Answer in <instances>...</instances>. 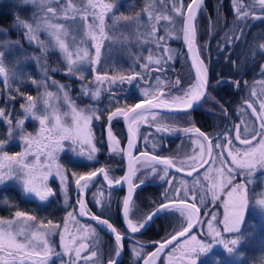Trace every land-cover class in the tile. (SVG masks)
I'll list each match as a JSON object with an SVG mask.
<instances>
[{"label": "snow or ice", "instance_id": "obj_1", "mask_svg": "<svg viewBox=\"0 0 264 264\" xmlns=\"http://www.w3.org/2000/svg\"><path fill=\"white\" fill-rule=\"evenodd\" d=\"M21 3L24 5L32 4L39 8V13L34 14V18L30 21L20 19L19 16L16 17V23L25 30V38L28 42H35L43 53H47L49 50H58L66 61V68H64L66 75L76 76L83 80V65L88 64L92 67L95 74V82L99 85L107 83L109 85L107 90H111L112 86L117 82L120 84L138 83L151 72L164 71L168 60L173 59L175 55L174 49L165 46L166 41L168 38L180 39L182 35L184 44L190 54L192 67L195 69L194 82L190 83L187 88H183L180 78H177L173 87L178 92L182 90V93L172 96L170 91L163 92L159 90V84L162 82L160 77H156L157 85L155 90L143 89V99L138 103L132 105L125 103L122 107L109 110L107 117L109 124L116 117H123L128 123L129 149L135 146L134 138L138 134L139 123L148 122V116L152 117L153 123L157 121V113L153 110L166 108L170 111H179L187 115L189 110H194L202 100L206 98L215 100L208 92L210 87L209 69L202 58L197 44V16L199 12L204 11L202 7L204 0H190L188 3H185V0H151V2L145 4L141 12H137L134 15H117L118 8L115 0H112V2H108V0H21ZM157 4L162 7L157 8ZM257 6L260 14L256 12ZM233 10L236 25L231 34H226L222 38L224 44H218L221 51L244 38V27L248 25L250 18L264 20V0H248V2H245V0H233ZM144 14L147 15L146 23L141 20ZM141 24H143L145 32L138 33L137 38L144 37V43H154L157 49H162L159 57L154 59L153 53L150 51L147 62L140 64L141 72L132 71L130 74H120L118 76L107 73L99 74L96 65L101 61L102 49L105 43L109 41L115 43L117 40L123 42L128 38L123 33L119 37L113 33L121 27L138 29ZM161 25L166 30L164 36L158 34ZM40 33H45L50 38L51 43L42 40ZM89 41L91 42L90 47L94 49V54L88 46ZM252 55L253 58L256 55H264V43H260ZM2 57L3 53L0 52V78L3 79L4 87L9 91V98L15 99V96L12 95L13 89L8 83L11 70L6 69ZM37 59L39 60L40 58L38 57ZM137 63H140V61L138 60ZM232 63L236 65L237 62L233 61ZM43 67L44 74L47 77L49 69L47 66ZM259 69L260 75L264 76V63L259 65ZM57 70V68L51 69V71ZM32 83L38 87H47L44 81L32 80ZM52 83L57 85L59 91L63 92V100L71 111L61 114L56 107L49 105V98H52L54 94L46 91L44 94L45 112L38 114L36 101L31 95L26 96L27 103L21 105L25 117H32L40 125L39 130L34 135L24 131L22 127L24 124L23 119H18L13 124L11 114L0 108V120H3L8 125V139H0V184L16 181L21 185L23 194H31L39 201H47L49 197L55 195L53 189L45 181H47L55 162V154L62 148L64 141L91 146L88 159L92 160L94 158L93 154L97 151V148L92 143L93 135L90 124L93 120H100L103 117V113L97 114L99 110L92 105L84 108L78 107L69 97L66 85L59 84L55 80ZM168 83H171V81H168ZM223 83L232 84L238 89L241 81L233 78L225 81L222 78H218L217 86ZM258 83L264 88V80ZM245 86H247V82H245ZM81 87L83 95L90 96L93 101L99 99L101 94L99 87L95 90H91L88 85H82ZM149 88H153V86L149 84ZM15 92L24 95L19 88L15 89ZM251 95L253 97L260 96L255 90L252 91ZM113 98L114 94L109 97L110 101ZM244 105L246 107H241L239 114L242 117H247L249 115L248 110H251V117H255L259 123V128L249 126L248 119H241L240 124L234 125V139L229 132L225 131L223 142L220 136L212 138L195 126L179 129L163 123L156 124V132L158 133L171 134L179 131L194 133L196 138L192 142L194 145L199 146L200 153L199 156L194 153L185 161H181L180 166H177L174 158L161 157L159 155H152L149 161L153 173H157V168L154 164L164 166L162 169L164 175L160 176L161 180H165V176L168 175V169L172 167H175L176 171L180 172L185 171L184 166L187 165V168L190 169L187 170L188 176H193V173H197V178L193 179L192 183L194 187L199 186L200 188L199 199L201 204L204 203L208 195L215 201L222 188L226 185L230 187L231 191L228 192L229 200L225 204V217L219 222L224 226L223 233L240 232V225L244 221L245 209L249 205L250 199L247 189V184L250 183L248 177L251 176L253 170L257 167L264 169V99H260L258 108L249 99L244 100ZM49 107L52 109L51 113L48 112ZM220 108L223 115L227 117V108L223 105H220ZM69 116L71 123H68L65 119ZM17 129H19V139L23 142L24 150L10 155L4 150L5 145L8 140L15 138ZM108 137L111 152H123L130 157L128 172L124 177L116 179L110 178L105 168L84 174L73 173L77 187L81 190L86 188L88 182L97 177L98 173L103 174L104 179L110 186L128 182L129 193L123 200V217L126 221L127 229L133 235L140 232L149 221L162 211H179L186 222L182 224L181 229L174 235H171L163 242H159V247H157L155 252L149 253L148 258L141 257L135 246L132 249L134 256L144 259V264H154L160 253L181 237L185 239L184 243L180 244V259L186 261V264H197L196 256L201 252L210 250L213 244L216 243L223 244L229 253L234 251V246L238 244L240 238L223 239L221 230L213 227L212 221L208 222V235L211 238V243L199 240L196 235L192 234L195 225L200 223V208L194 202L196 198L195 191L189 197L186 185L183 197L169 199L167 196L168 190H166L164 194L166 202H161L158 208L146 214L143 219L133 222L129 215L132 193L134 188L139 187L132 179L137 172L133 162L139 161L137 158L132 157L130 152H124L123 149L117 147L120 142L115 139L111 127L108 130ZM235 141H239V144L243 147H236ZM205 142H207V146ZM73 150L75 151V149ZM205 152L207 159L204 158ZM225 153H227L226 156ZM80 154H84L83 150H81ZM140 155L141 157L149 156L147 152H142ZM29 156L34 157V160L30 162L28 160ZM42 156L44 157L43 161H41ZM208 163H218L220 167L209 168L204 173V180L209 182L207 189H205L198 178V167L202 168ZM55 167L57 170L56 174L61 179L62 190L65 193V197H67V187L64 184L66 176L63 175L60 165L56 164ZM237 176H244V182L234 183ZM145 182V180L140 181L141 184ZM166 182L169 184L173 183L170 180ZM181 183L184 184L183 181ZM176 191L179 192L180 189H176ZM189 199L193 202L189 203ZM4 203L8 204L7 199H5ZM78 203L80 205V215L90 214L87 212L83 200H78ZM97 203L99 204L100 201L97 200ZM257 203L264 208V198L259 199ZM205 214L207 215V213ZM90 215L91 219L95 220L98 225L115 234L114 254L110 256L108 264H119V257L124 248L123 240L129 237L114 227L108 219H103L100 215ZM212 219H216L214 215ZM69 221H75L74 212H68L64 220L63 230L60 229L59 224L54 223L52 220L48 219L45 221L26 211L16 210L13 217L0 218V264H51L54 257L61 258L62 256H68L66 264H98L99 255L95 250L96 245L89 242L91 239H96L98 242L96 229L91 227L79 228L77 229V234H72L69 232ZM56 233L60 236L61 251L59 252L56 251L55 242L51 240V236ZM79 233H83V235H79ZM169 264H172L171 260H169ZM214 264H221V262L216 261Z\"/></svg>", "mask_w": 264, "mask_h": 264}, {"label": "rangeland", "instance_id": "obj_2", "mask_svg": "<svg viewBox=\"0 0 264 264\" xmlns=\"http://www.w3.org/2000/svg\"><path fill=\"white\" fill-rule=\"evenodd\" d=\"M187 0H185L186 3ZM109 2V1H108ZM112 2V1H110ZM116 3H118V0H115ZM149 0H146V3H148ZM0 6H6L7 8H10L11 13H13V20L10 25L11 29H15L19 31V35L15 32L13 36H10V34L7 33L6 30L0 28V52L3 53V63L6 69H10V79L8 81L11 89H13L12 95L15 96L16 102H14V99L9 98V91L7 88L4 87V82L3 79L0 78V108L5 109L8 113L11 114V119L13 121V124H15L16 120L18 119H23L24 124L22 125L24 131L26 133H31L35 134L39 130V122L32 117L28 116L25 117V113L21 108L22 104L27 103L26 96L31 95L34 100L36 101L37 109H38V114H43L45 112V104H44V99H45V92H52L54 96L52 98H49V105L56 107L60 113L64 112H70L71 110L68 108L67 104H65L63 100V92L59 91L57 85H54L52 83V78L51 73L53 72H64V68H66V61L63 59L62 54L58 50H49L47 53L41 52L39 46L33 42L29 43L28 40L25 38V30L23 29L22 26L17 25L16 23V17H22L23 20H32L34 18V14L39 13V8L32 5V4H27L24 5L21 3V0H0ZM23 7L25 9L23 10ZM170 7V5H169ZM133 8V7H132ZM131 8V9H132ZM144 7H140L135 13L141 12ZM127 10H131L129 8H126ZM23 10V11H22ZM134 12V11H133ZM20 13V15H19ZM135 13L131 12H117V15H134ZM42 15V14H41ZM141 20L146 23L147 22V15L144 14L141 17ZM111 23V21H109ZM140 32H145V28L143 27V24L136 29L134 27H121L119 28L115 33H113L116 36H120L121 33L124 34V36H127V40H124L121 42L120 40H117L115 43L109 41L106 42L103 49H102V54H101V61L98 65H96V68L98 69L99 74L103 75L105 73L109 75H115L118 76L120 74H130L132 71L136 72H141L142 69L140 67L141 63H146L147 62V57L150 54V51L153 53V58L159 57L162 49H157L154 47V43H144V37H140V39L137 38L138 33ZM162 32V33H161ZM130 33H135V34H130ZM159 35L164 36L166 34V30L161 25L159 29ZM40 38L42 40L49 41L51 43L50 38L47 37L45 33H40ZM178 39L175 38H168L166 41L167 47H170L171 49L175 50V55L174 58L171 60H168V64L166 65H172L170 64L171 61H174L176 65V69L178 70V74H176L177 78H180L181 80V74L183 75L185 73V64L184 60L182 57V54L179 53L178 49L174 46V43H171V41H177ZM18 42V43H17ZM22 42V44H21ZM90 41L88 42V46L90 47ZM156 46V45H155ZM90 51L93 52L94 54V49L90 47ZM40 58L39 60L37 58ZM140 61V63H137V61ZM47 66L49 69L47 73V77L44 74V67ZM155 67V65H153ZM170 67V66H169ZM52 68H57V71H51ZM168 69V68H167ZM83 75L84 79L90 81L91 84H82V85H88L91 90H95L97 87L102 89L103 85H99L95 82V80L92 79V77L95 75L93 73L92 67L89 66L88 64L83 65ZM169 71V70H168ZM165 73V72H164ZM189 74V73H188ZM158 74H155L154 77H146L143 80H140L138 83L133 82L128 86L132 87L134 90L135 95L143 99L142 97V90L145 88H148L149 91L155 90V86L157 85V80L156 77ZM77 78L76 76H73ZM169 77V76H168ZM79 79V78H78ZM83 79V80H84ZM162 79V78H161ZM160 81L163 84L167 80H161ZM32 80L36 81H44L46 84V88L41 86L38 87L36 84L32 83ZM81 80V79H79ZM185 82V83H184ZM184 85L183 88L188 84L186 82H191V77L190 75H186L184 77ZM149 84L153 86V88H149ZM159 84V86H160ZM19 88L20 92L23 93L24 95H20L19 93L15 92V89ZM125 88V87H124ZM260 90L258 91V94L264 93V88H262L261 85H259ZM262 88V89H261ZM182 91V90H181ZM182 93V92H181ZM180 93V94H181ZM101 95V94H100ZM85 96V95H84ZM59 97V98H57ZM69 97L74 101V103L80 107L84 108L88 105H92L94 108H97L96 101H93L90 96H88V102L87 103H77L70 95ZM107 96V98H109ZM100 98V97H99ZM113 100V99H112ZM260 102V101H259ZM259 102H256L257 108L259 107ZM205 109V108H204ZM99 110V109H98ZM52 109L51 107L48 108V112L51 113ZM209 114V113H208ZM209 120L213 123L212 124V131H215L216 135L218 136L223 132V128L221 127V124L219 123V120L213 115H209ZM251 118V117H250ZM249 117L248 122L249 126H254V119H250ZM68 123H71V118L66 117L65 118ZM246 119V118H245ZM96 120H93L90 124L92 135H93V145L97 148V151L93 154V159L89 160L88 159V154L91 151V146L84 144H72L71 141H64L62 148L55 154L56 159L55 162L50 170V174L48 175L47 181H45L49 187H51L55 193L52 197H49L47 201H39L37 198H35L31 194H23L21 185L17 183L16 181H8L4 184H0V190L7 188V187H12L15 192L19 194L21 198L24 199H31L35 201L38 204H44L48 202L51 199H57L56 196L58 197L59 200V205L62 208L63 215L60 221L54 222L56 224L60 225V229L63 230L64 226V220L65 217L67 216L68 212H74V203H73V196L72 195V184L75 180V176L73 173H76L75 171H70L67 170L61 161L65 159V157L74 163H78L79 165H83V168L86 166L93 167L96 169L99 165L100 162L104 157L108 154H113L116 152H111L110 147H109V137L106 136V139L102 140L99 142L97 140L95 130H94V124ZM221 121V120H220ZM147 124L152 123V117L150 116L148 118ZM144 125V124H140ZM139 125V126H140ZM227 125H229V122H227ZM259 125V124H258ZM0 126H2V135L0 134V139H5L7 140V130H8V125L6 122L3 120H0ZM255 127V126H254ZM227 128L224 127V131H226ZM173 133H182L184 134L183 131L179 132H173ZM186 138H187V143L189 146V152L188 154L184 155L181 159H176V162L180 165L181 161H185L189 156H192L194 153L199 156L200 153V148L198 145L193 144V139H195V134L192 133H186ZM143 142V146L147 149L152 150L154 147L151 143H146ZM157 148V147H156ZM154 148V149H156ZM75 149V151L73 150ZM122 149V147H121ZM5 151H7L10 155L21 152L24 150V145L23 142L19 139V129H17L16 136L13 139L8 140V143L5 145ZM81 150H83V155L80 154ZM105 152L107 153L105 155ZM121 157V153H119ZM44 157H41V161H43ZM28 160L31 162L34 160V157L29 156ZM191 163V161H189ZM230 163V162H229ZM58 164L61 166L62 173L63 175L66 176V180L64 184L67 187V197H65V193L62 190V185H61V179L60 176L56 174L57 170L55 165ZM141 165V164H140ZM138 165V166H140ZM178 165V166H179ZM72 167H75L71 165ZM187 167V165H185ZM220 165L217 164H212L208 163L206 167H204L201 172L199 173V180L201 183L204 185V188L207 189L208 187V181L205 180V183L203 182L204 180V173L209 169V168H219ZM214 175V174H213ZM174 183L177 185V189H180L179 192L176 191L175 194H171L170 196H184V187L185 185L187 186V190L192 189L195 190V193H197L198 199L197 203L200 207L207 205V204H213L214 201L212 200L211 196L208 195L207 198L205 199L204 203L201 204L200 202V188L199 186L193 185L192 181L193 179L197 178V174L193 176L191 179H186L182 176L178 175H173ZM110 177V176H109ZM112 178V177H110ZM184 182L182 184L181 182ZM253 184V192L249 193V198L253 195L252 199L253 201L249 203V208H248V216L246 219V223L243 228L240 229V232L237 233H232V234H227L223 233V224L219 222L224 219L223 214L220 212V215L217 213L218 211L214 208L211 211L206 212L207 215H204L203 221L198 225V228L195 230L193 235H196L199 240L206 241L208 243H211V238L208 235L209 233V221H212L213 227L217 228L218 230H221L222 232V238L225 240H231L234 238L239 237V242L236 246H234V251L232 253H229L226 248H224L223 244H213L210 250L206 252H201L196 256L197 259V264H214L216 261H220L221 264H264V208L260 206L257 201L259 199L264 198V169H262L259 172V175H256L253 177V182L250 181L249 185L251 186ZM227 185L222 188L219 193H218V198L215 200V202H222L224 198L227 195ZM1 194V193H0ZM189 197L192 196L191 193L188 192ZM224 195V198L222 199ZM67 199V203H66ZM109 199V197L105 196L101 192L98 193V196L95 197V201L97 203V200L100 201L99 204L103 205L105 200ZM222 199V200H221ZM77 200V199H76ZM191 200V199H190ZM94 201V198L92 200L93 204L95 205L98 210L99 205L98 203L96 204ZM250 202V199H249ZM107 203V202H106ZM91 203L89 202V197L86 200V205L87 208L90 209L89 205ZM3 206H8L5 203H0V207ZM132 206V205H131ZM109 205L107 206V208ZM105 208V209H107ZM91 210V209H90ZM135 210L132 209L131 207V214H135ZM15 212V211H14ZM14 212L9 214L8 216H1L0 218H10L14 216ZM213 215L215 216V220L212 219ZM133 220V219H132ZM138 220H133L134 221H139ZM184 224V221L181 223L180 228ZM86 227H91L95 228L97 232V237H98V242L96 239H91L89 242L95 245H98L99 243H102L103 240V235L101 232L92 224L81 221L79 220L76 215H75V221H69V232L72 234H77V229L79 228H86ZM79 235H83V233H79ZM184 239L178 241L174 247L170 249V251L165 255L162 264H169V260L172 261V264H186L183 260L180 259V244L184 243ZM51 240L55 242L56 245V251L59 252L61 251L60 249V236L58 233L53 234L51 236ZM231 246V245H230ZM99 249V246H98ZM100 251H102L101 246H100ZM68 261V256H62L61 258H56L54 257L51 261V264H66Z\"/></svg>", "mask_w": 264, "mask_h": 264}, {"label": "flooded vegetation", "instance_id": "obj_3", "mask_svg": "<svg viewBox=\"0 0 264 264\" xmlns=\"http://www.w3.org/2000/svg\"><path fill=\"white\" fill-rule=\"evenodd\" d=\"M108 1L110 2L112 0H108ZM149 2H151V0H149ZM187 2H188V0L186 1V3ZM245 2H248V0H245ZM145 4H146V0H118L117 12H130L132 9H134L133 11L136 12L140 7H145ZM215 4H218V6H216ZM156 7L160 8L162 6L157 4ZM202 7H205L206 9H210V7L211 8L213 7L214 10H216V13L213 12L212 15H209V17H211V20L209 22L202 25L201 28L200 27L198 28L196 25V27H197V44L200 48L202 58L204 59L205 63L208 66V69H209L208 75H209L210 87L208 88V92L211 94V97L215 98V100H213L211 98H206V99L202 100L201 102H199V104L195 107L194 110L189 111V114L187 115V117H188L187 120L192 121V119H193L192 117H194V119L197 121H194V124L189 126V127H192V126L198 127L201 131L205 132L210 137L216 138L217 135H216L215 131H212V129H210L209 123L202 121V120H198L196 118L199 116L201 117L202 116L201 114L205 115L207 118L209 117V115H213L214 117H216L217 116L216 111L218 110V105H219L220 116H219L218 120H219V123L221 124V127L223 128V132H221V134H219L218 136H220L221 141L223 142V135L225 133L224 127L227 128L226 131L229 132L233 136V139H234V136H235L234 125L240 124L241 119H245V118L247 119L248 117H251V110H248L249 115L247 117H242L239 114V109L241 107H246L244 105V100L249 99L256 104V102H259L260 99H264V93L263 92L260 93L259 97H253L251 95L253 90H255L258 93V91L260 90V88H259L260 84L258 82L264 80V76L260 75V69H259V65L261 63H264V55H256L254 58L252 55V53L258 48V45L260 43H264V20L251 19L250 18L248 21V25L246 27H244V38L233 43L231 47L225 48L224 51H221L220 47H218V44H220V45L224 44V41L222 38L226 34H231L232 30L235 28V25H236V20L234 17V10H233V0H204V4L202 5ZM126 8H129V9L132 8V9L129 11ZM256 12H257V14H260L258 6L256 9ZM216 19H218L217 22L215 21ZM242 26H243V24H242ZM158 34H160V33H158ZM171 43H174V46L178 49L179 53L182 54V57L184 60L183 62L185 64L186 70H184L185 73L183 75L181 74V76H180L182 85H184V83H185L184 77L186 75H188V76L190 75V77H191L190 83H192V75H191V72L188 68L186 58H185V55H184V52L182 49L181 38L178 39L177 41H171ZM178 43H180V46H178ZM154 47H156V46L154 45ZM233 61L237 62L236 65H234L232 63ZM170 64H172V65H166L165 66L164 71L155 72V73L158 74L157 76L160 77V79L162 78L163 80H167L165 83L160 84L159 90L163 91V92H169L170 91L171 95L175 96V95L180 94L182 91L178 92L173 87V85L177 79L176 74H178V70L176 69L177 64H175L174 61H171ZM218 78H222L225 81H227L229 78H233L236 80H240L241 84H240V87L238 89L229 83H223V84H220L219 86H217ZM168 81H171V83H168ZM245 82H247V86H245ZM186 83H188V84L185 86V88H187L188 85L190 84L189 82H186ZM220 105H223L225 108H227V110H228V116L227 117H225L223 115L221 108H220ZM180 114H184V113H180ZM159 115H178V114L157 113V116H159ZM116 118H118V120H119V117H116ZM250 119H252V121L254 119V123H255L254 126L258 129L259 123L256 121L255 117H251ZM227 122H229V125H227ZM119 126H120V121H119ZM173 127L179 128V129L188 128V126H173ZM241 127H243V125H241ZM94 129H95V124H94ZM151 129L156 134H158L159 136L164 137V139H167L168 137L182 138V137L187 136L186 133H184V134H182V133H177V134L176 133H171V134L158 133V132H156V126L154 128H151ZM120 130H121V127H120ZM104 133H105V131H104ZM190 134H192V133H190ZM166 141L167 140H165L163 144H164V146L167 147ZM235 145H236V147H243L242 145L239 144V141H235ZM154 154H157V153H154ZM160 154H162L161 151H160ZM160 154H157V155H160ZM226 155H227V153H225V156ZM161 156L174 158L176 161V159L177 160L181 159L184 155L172 156L171 151L169 149L168 152H166L165 154H163ZM145 163H146L145 161H141V160H139V162L136 163L135 168L137 169V172H136V176L133 177V182L134 183H140L141 180H145L146 182L143 184L140 183L139 187H143V189H145L146 187H152L154 189L155 199H157V201H158V203H156L154 206L165 201V195L164 194H165L166 190H168L167 196L169 199L180 197V196H174V195L170 196L171 194H175L176 189H177L176 183H174V180H172L174 177L173 175H178V176H182L186 179H191L193 176H195L197 174V173H194L193 176H183V175H179L176 173L168 172V175L165 176V180H161L160 176L164 175V173L162 171L163 166L154 164V166L157 168V173H153L151 170L150 164H145ZM176 164H177V166L179 165L178 162H176ZM138 165H140V166H138ZM99 166L105 168V165H99ZM120 166H121V163H120ZM206 166H207V164L204 167H206ZM203 168L198 170V172L200 173ZM185 169H187V167H185ZM261 170L262 169L260 168V171ZM120 172H121V167H120ZM256 175H259V174H258V171L254 169L251 176L248 177V179L251 182H253V177H255ZM137 177H138V179H137ZM116 178L117 177H115L114 179H116ZM169 180L173 181V183L169 184L166 182ZM98 181L102 185V187H104L106 189H110V188L105 187L101 183L100 179L97 178V180H95L91 184H89V186L86 190V194H85V202L87 200L88 191H90V189L93 187V185L95 183H98ZM203 182L205 183V180H203ZM243 182H244V176H237L236 180L234 181V183H243ZM96 185L98 186V184H96ZM248 185H249V183L247 184V186ZM139 187H136L135 191ZM247 189H248V195H249V193L253 192V184L251 186H249V188L247 187ZM114 190H119V189H114ZM193 191H195V190H192V189L188 190V192L191 194L193 193ZM229 191H231V188L227 187V195L225 198H224V195L222 197V199L224 198V200L222 201L221 209H222V214L224 217H225V212H226V207H225L226 200L229 199V196H228ZM71 194L73 195V184H72V193ZM252 197H253V195L250 197L249 203H251L253 201ZM76 199H77V196L74 195L73 196L74 211H75V205H76V201H77ZM197 199H198V196L196 193V198H195L194 202L200 208L199 220L201 223L204 219L203 217H204L206 212L202 209V207H200L198 205ZM188 201L191 203L193 202L190 199ZM153 207H151L147 211V213ZM248 208H249V205L245 209V218H244V221L242 222V224L240 225V229L243 228L245 223H246V219L248 216ZM167 212H174V213H178L180 215L179 211H174V210H169V211L163 212V213L159 214L156 218H154L142 232H140L137 235L132 236L133 239L125 238L123 240L124 248H123V252H122L121 257L119 258V264H142V262H141L142 259L134 256L133 251H132L133 246H135L137 252L140 253L141 257L144 258L145 254L154 247V242L163 240L164 238H160L162 228L159 226L160 222L158 221V219L161 218L162 215L164 213H167ZM144 216L141 219H143ZM103 217L108 219L113 224L114 227H116L122 233L125 234V232L122 228V225L118 220V216H116L117 220H115V221H114V219H110V218H107L105 216H103ZM181 220H182V222L184 221V224L186 223L184 220V217H182V216H181ZM81 221H84V220H81ZM85 222H87V221H85ZM203 222L205 223V221H203ZM200 223L196 225V228L193 230L192 233L195 232V230L198 228V225H200ZM96 228L101 233H103L102 230H100L98 227H96ZM227 234H232V233H226V235ZM104 235H106V234H104ZM182 239H180V240H182ZM180 240H178V241H180ZM177 242H175L173 245H171L169 248H167L159 256V258L155 260L154 264H162L165 255L170 251V249L172 247L175 246V244ZM98 246H99V249H98ZM100 246H101L102 251H100ZM113 246H114V242L112 241V239L110 237H108L106 239L103 238L102 243H99L98 245H96L95 250L98 252V255H99L98 264H106L108 262L110 256H112L114 254V247ZM184 262L186 263V261H184Z\"/></svg>", "mask_w": 264, "mask_h": 264}, {"label": "trees", "instance_id": "obj_4", "mask_svg": "<svg viewBox=\"0 0 264 264\" xmlns=\"http://www.w3.org/2000/svg\"><path fill=\"white\" fill-rule=\"evenodd\" d=\"M218 6V4H215ZM25 7H23V10ZM204 11L199 12L197 16V27L201 28L202 25L205 23L209 22L211 20V17L209 19V15H212V13H216V10L214 8L210 7V9H206L203 7ZM22 10V11H23ZM26 10V9H25ZM134 9H132L130 12H133ZM13 13H11L10 8H7L6 6H0V28L4 29L7 31L10 36H13L14 33L16 32L19 35V31L15 29H11L10 25L12 23L13 18ZM20 15V13H19ZM21 16V15H20ZM22 19V17H19ZM218 19L215 21L217 22ZM22 44V42H21ZM178 46H180V43H178ZM156 73L151 72L149 75L146 77H154ZM52 80L57 81L59 84L66 85V90L68 91V94L77 102V103H87L88 102V96H84L82 94V84H91L90 81L88 80H79L78 78H75L71 75H66L65 73L62 72H53L51 73ZM93 80H95V76L92 77ZM146 79V78H145ZM130 84L124 83L120 84L117 82L114 84L111 88V90H107L109 88V85L107 83L104 84V86L101 89V95L100 98L96 101L97 108L99 109L97 114L103 113V117L100 120L95 121V134L97 137V140L100 142L102 140L106 139V135L104 133V126L108 124V129L111 127V131L115 137L116 140H118L120 143L117 146L118 148L121 149L123 145V135L120 130L119 126V120L118 118H114L111 121V124H109V121L107 122L106 116L109 113V110H114L116 107H122L127 103L128 105H131L135 101L139 100L135 93L134 89L132 87H129ZM125 87V88H124ZM113 100L110 101L107 96H113ZM16 102V99L13 100ZM218 105V104H217ZM215 111V110H214ZM217 118H219V105H218V110L216 111ZM188 115V114H187ZM187 115L185 114H178V115H159L157 116V121L155 123L151 124H167L170 126H191L194 124V121H197L192 117V121L187 120ZM202 116L197 117L196 119L205 121L209 123L210 129H212V122L203 114ZM2 133V126H0V134ZM2 135V134H1ZM1 138V137H0ZM147 138V139H146ZM109 140V139H108ZM167 140V147L164 146V141ZM146 145V143H151L152 145H155L157 147L156 149H147L143 146ZM170 149L172 156H177V155H185L188 154L189 146L187 143V138L182 137H168L167 139H164V137L159 136L156 134L151 128L146 127V126H139L138 127V134H137V150H145L153 153L160 154V151L163 155L166 152H168ZM107 153L105 152V155ZM100 162V165H105V169L108 171V175L112 178L118 177L120 174V163H121V157L119 153H114L113 154H108L104 157ZM63 163V166L70 171H75L77 174H84L87 173L91 170H93V167L86 166V168H83V165H79L78 163H74L73 161L67 159H63L61 161ZM71 165L75 166L72 167ZM255 170L258 171V174L260 172V168L257 167ZM138 179V177H137ZM98 184V186L96 185ZM101 192L105 196L109 197V199L105 200L104 204H98L99 209L98 210L95 205L93 204L92 200L95 197L98 196V193ZM0 203H4L5 199L8 201V206H3L0 207V215L1 216H8L12 212L16 210L20 211H26L29 214L36 215L37 217L44 219L45 221L50 219L53 222H58L61 220L63 211L62 208L59 205V200L58 197L56 196L57 199H51L48 202L44 204H38L35 201L31 199H24L19 196L17 192L12 187H7L2 190H0ZM89 197V202L91 203L89 205L90 209L97 215H103L107 218L110 219H116L117 216V210L121 198V191L119 190H114V189H106L102 187V185L99 183H95L93 187L88 191L87 199ZM222 200V199H221ZM107 202V203H106ZM96 203V201H95ZM156 203H158L157 199H155V191L152 187H146L143 189V187L137 188L135 191V194L133 196L132 200V209H134L135 214L129 213L130 218L133 220H138L141 219L147 211L153 207ZM97 204V203H96ZM109 205V208L107 206ZM222 202H215L213 204H207L202 206V209L205 212L211 211L212 209H216L218 214L220 215V212L222 213ZM107 208V209H105ZM160 222L159 226L162 228L161 231V237L160 238H165L178 230L180 228V225L182 223L181 216L178 213L174 212H167L162 215L161 218L158 219ZM220 226V223H219ZM221 227V226H220ZM222 228V227H221ZM103 235V238H108L106 235L101 233Z\"/></svg>", "mask_w": 264, "mask_h": 264}, {"label": "water", "instance_id": "obj_5", "mask_svg": "<svg viewBox=\"0 0 264 264\" xmlns=\"http://www.w3.org/2000/svg\"><path fill=\"white\" fill-rule=\"evenodd\" d=\"M188 2H190V0H188ZM188 2H187V3H188ZM181 44H182V49H183V52H184V55H185V58H186V62H187L188 68H189V70H190V72H191V75H192V82H194V79H195V69L192 67V61H191V59H190V54L188 53L187 46L184 44V41H183V37H182V35H181ZM139 101H140V100L134 102L133 104L138 103ZM198 104H199V103H198ZM153 111H155L156 113H163V114H180V113H183V112H179V111H170L169 109H166V108H158V109H155V110H153ZM189 111H190V110H189ZM107 117H108V115H107ZM107 117H106V118H107ZM119 121H120V127H121V131H122L123 138H124V140H123V146H122V149L124 150V152H130L132 157L137 158L138 161L141 160V161H145V162H149V161H150V157H151L152 155H157V154L151 153V152H149V151H142V150L138 151V150H137V136L134 138L135 146L132 147L131 149H129V145H128V139H129L128 123L124 120L123 117H119ZM145 125H146V124H145ZM134 127H135V126H134ZM108 130H109V129H108V124H106L105 127H104V131H105V134H106V135H108ZM205 145L207 146V142H205ZM142 152H147V153L149 154V156H148V157H141L140 154H141ZM159 156H161V155H159ZM161 157H164V156H161ZM204 158L207 159V154H206V152H205V157H204ZM129 159H130V157H129L128 155H125L123 152H121V166H120V167H121V172H120V175H119L117 178H122V177H124L125 174L128 172V168H129ZM136 163H137L136 161L133 162V166H134V167H136ZM152 163H154V162H152ZM158 165H160V164H158ZM205 165H206V164H205ZM205 165H204V166H205ZM161 166H163V165H161ZM204 166H203V167H204ZM163 167H164V166H163ZM203 167H202V168H203ZM100 168H103V167H100V166H99L97 169H100ZM97 169H95V170H97ZM200 169H201V167H198V170H200ZM95 170H93V171H95ZM187 170H190V169L187 168L185 171L177 172V171H176V168H175V167H172V168H169V169H168V172L176 173V174L183 175V176H188V175H187ZM193 174H194V173H193ZM97 178L100 179L101 183H102L105 187L110 188V189H119V190L121 191V200H120V205H119V208H118L117 216H118V220H119V222L121 223L122 228H123V230H124L126 236L129 237V238H127V239H133L132 236L137 235V234H139L140 232H142V231H143V230L149 225V223H150L154 218H156L159 214H161V213H163V212H166V211H162V212H160V213H159L157 216H155L151 221H149V222L146 224V226H145L143 229H141L140 232H138V233H136V234L133 235V234H131L130 231L127 229L126 221H125V219H124V217H123V200L125 199V197L128 196V193H129V184H128V182H123V183L120 184V185L113 184V185L110 186V185L108 184V182L104 179L103 174L98 173L97 177L93 178L92 181L88 182V186H89V184H91L93 181L97 180ZM132 179H133V178H132ZM135 184H136V185H139L140 183H135ZM88 186H87L86 188H83V189L81 190V189H79V188L77 187V185H76V183H75V180H74V182H73V194H74L75 196H77V201H76V205H75V215L77 216L78 219H80V220H84V221H87V222H90V223H92L93 225H95L96 227H98L100 230H102V232H103L104 234H106L108 237H110V238L112 239V241L114 242V241H115V234L111 233V231H110V230H107L105 227L98 225L97 222H96L95 220L91 219V215H90V214H94V213H92V212L87 208V205H86V202H85V194H86V190H87ZM135 189H136V188H134L133 193H132V199H133V196H134V193H135ZM78 200H83V201H84V204H85V206H86L87 212L90 213V214L80 215V205H79V203H78ZM228 200H229V199H227L226 202H227ZM163 202H166V201H163ZM188 202H189V201H188ZM189 203H191V202H189ZM159 205H160V203L157 204L156 206H154V207H153L148 213L154 211L156 208H158ZM167 211H169V210H167ZM148 213H147V214H148ZM95 215H96V214H95ZM144 217H145V216H144ZM101 218L106 219V218H104V217H102V216H101ZM109 222H110V221H109ZM110 223H111V222H110ZM195 228H196V225H195L194 229H195ZM180 229H181V228H180ZM180 229H179V230H180ZM194 229H193V230H194ZM179 230L175 231V232L172 233L171 235H174V234H175L176 232H178ZM171 235H169L168 237L164 238V239L161 240V241L154 242V247H153L150 251H148V252L145 254L144 258H145V259L148 258L149 253H153V252H155L156 249H157V247H159V242H163V241L167 240ZM180 239H182V237H181V238H178V240H180ZM178 240H177V241H178ZM177 241H174L173 244H174L175 242H177ZM173 244H171V245H173ZM171 245H168L167 248H169ZM167 248H166V249H167ZM166 249H165V250H166ZM165 250H164V251H165ZM164 251H163V252H164ZM163 252H161L160 255H161ZM121 255H122V254H121ZM121 255H120V257H121ZM160 255H159V256H160ZM159 256H158L156 259H158ZM120 257H119V258H120ZM196 260H197V259H196ZM141 262H142V264H144V259H142ZM106 264H108V262H107Z\"/></svg>", "mask_w": 264, "mask_h": 264}, {"label": "bare ground", "instance_id": "obj_6", "mask_svg": "<svg viewBox=\"0 0 264 264\" xmlns=\"http://www.w3.org/2000/svg\"><path fill=\"white\" fill-rule=\"evenodd\" d=\"M148 117H150V116H148ZM140 124H146V122H145V123H139V125H140Z\"/></svg>", "mask_w": 264, "mask_h": 264}]
</instances>
